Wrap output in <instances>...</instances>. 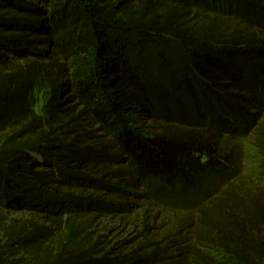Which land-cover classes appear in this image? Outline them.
Listing matches in <instances>:
<instances>
[{
	"label": "trees",
	"instance_id": "16d2710c",
	"mask_svg": "<svg viewBox=\"0 0 264 264\" xmlns=\"http://www.w3.org/2000/svg\"><path fill=\"white\" fill-rule=\"evenodd\" d=\"M250 131L257 176L229 143ZM149 181L196 221L87 231ZM0 207L50 224L3 226L0 264H264V0H0Z\"/></svg>",
	"mask_w": 264,
	"mask_h": 264
},
{
	"label": "rangeland",
	"instance_id": "374dc122",
	"mask_svg": "<svg viewBox=\"0 0 264 264\" xmlns=\"http://www.w3.org/2000/svg\"><path fill=\"white\" fill-rule=\"evenodd\" d=\"M253 140L252 131L246 135L229 139L230 148L237 155V168L248 176H257L260 164V155L254 147ZM216 182L213 180L207 186H211L210 189H215ZM159 187L160 184L157 181H149L142 183L137 187V190H128L124 194L115 192L104 197L106 201L115 200L119 203L122 201L124 206L107 214L91 210L90 214L92 215L87 231L93 233L94 238L103 236L106 241L111 243L125 241L134 243L142 241L146 243L166 242L168 236L177 231L175 226L180 219L196 221L197 201L200 198L192 190L190 194L186 192L184 195L181 193L164 194L160 192ZM113 195H115V199H113ZM117 195H121L122 198ZM46 200L49 202L50 197L41 195L38 203L41 202L40 206H43ZM28 220H35L42 226H50L44 214L38 211L0 207L1 243L6 245L3 226L13 225L14 221H17L18 227ZM186 232L188 233L187 230ZM181 233L184 234L185 230H182ZM178 240L180 247H186L187 239L178 238Z\"/></svg>",
	"mask_w": 264,
	"mask_h": 264
}]
</instances>
